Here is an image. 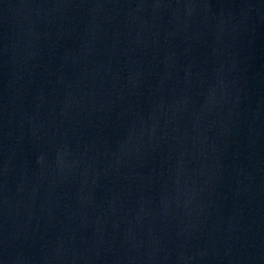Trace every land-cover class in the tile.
Returning a JSON list of instances; mask_svg holds the SVG:
<instances>
[{"label": "water", "instance_id": "1", "mask_svg": "<svg viewBox=\"0 0 264 264\" xmlns=\"http://www.w3.org/2000/svg\"><path fill=\"white\" fill-rule=\"evenodd\" d=\"M0 264H264V0H0Z\"/></svg>", "mask_w": 264, "mask_h": 264}]
</instances>
